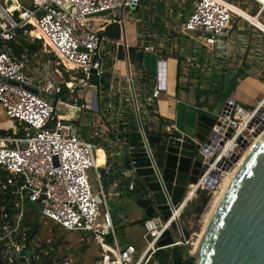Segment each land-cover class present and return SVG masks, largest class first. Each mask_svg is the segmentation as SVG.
<instances>
[{"label": "built area", "instance_id": "1", "mask_svg": "<svg viewBox=\"0 0 264 264\" xmlns=\"http://www.w3.org/2000/svg\"><path fill=\"white\" fill-rule=\"evenodd\" d=\"M30 1L31 5L26 6L20 0H0V107L5 117L20 124L22 131L19 136H0V167L9 173V182L17 184L12 191L16 196L15 207L19 209L16 222L27 199L38 207L40 217L67 231L81 232L96 242L100 251L94 264H148L155 251L186 242L187 239L183 240L186 229L181 221L184 209L191 201H186L187 192L191 189L196 195L199 190L212 189L211 185H215L226 172L223 169L226 163L231 162L234 166L245 151L241 153V150L264 132V97L251 108L243 107L230 96L225 99L207 136L209 144L199 151L202 172L195 183L188 185L182 198L173 204L156 163L154 144L149 141L148 136L154 132L144 127L146 120L128 66L125 78L136 122L132 132L139 135L138 141L155 171L170 211L167 218L154 214L144 219L141 236L146 245L135 257L137 249L134 244L122 242L115 230L107 206V194L101 183L102 173L95 163L94 143L82 138L75 125L63 120L56 105L60 98L56 96L61 86L67 84L60 80L62 72L59 67L67 71L81 70L83 78L80 81L84 84L93 76L104 75L106 67L99 54L103 40L111 41L115 49L123 45L126 60L125 44L121 40L124 37L123 12L125 8L139 6L141 0ZM240 2L245 8L229 0H196L191 13L181 24V32L196 34L202 42L214 44L219 40L215 36L228 35L233 18L247 21L231 8L232 5L247 14L251 12L246 8H254L252 16L264 23V0L237 1ZM106 10L110 13L97 15ZM113 22L120 27L118 38L98 32L100 24L107 26ZM21 39L29 46H23V52L16 53L10 42L21 45ZM34 41L50 56L52 67H47L31 53L38 50L31 47ZM143 49L153 50L149 46ZM116 60L120 59L116 56ZM159 62L158 76L151 90L152 99H157L165 88L164 61L159 59ZM113 68H117L116 62ZM78 118L82 119V116ZM92 134L100 136L98 130ZM154 134L162 135L165 140L197 141L194 135L188 136L172 123L166 124L164 134ZM229 141L232 149L228 154L225 144ZM234 155L239 156L236 161L232 160ZM89 169L95 171L97 190L90 186ZM213 170L219 175H213ZM128 171L130 178L126 187L133 191L136 187L134 169ZM173 222L175 229L171 228ZM2 228L10 235L17 230V225L10 229L4 223ZM167 230L170 233L164 236ZM165 237H170L172 242L159 245L158 242Z\"/></svg>", "mask_w": 264, "mask_h": 264}, {"label": "crops", "instance_id": "2", "mask_svg": "<svg viewBox=\"0 0 264 264\" xmlns=\"http://www.w3.org/2000/svg\"><path fill=\"white\" fill-rule=\"evenodd\" d=\"M195 1L141 0L136 8H125L124 37L121 40L125 44L126 60H116L117 49L111 41L103 40L99 54L106 67L104 75L99 78L93 76L86 84L80 78L75 84L66 80V90L62 92L61 89L56 96L60 98L56 105L63 120L75 125L82 138L94 143L96 164L110 190V196L114 194L122 197L126 192L134 195L136 191L127 189L129 180L125 184L121 182L129 177L124 157L136 123L125 78L128 66L143 115L163 127L160 131L148 129L154 133L164 134L166 124L172 123L188 136L194 135V125L199 113L194 107V99L190 97L192 92H176L177 82L194 88L190 79L195 78V85L203 87L204 83L216 76L237 74L230 97L247 105L256 104L264 97V77L260 75L263 69L260 55L264 46V24L243 12V16L252 24L248 21L237 22L235 29L228 32L227 40H218L208 45L196 34L181 32V24L191 13ZM232 7L238 9L233 5ZM105 28L100 24L98 32L105 33ZM144 46L155 51H145ZM146 55L155 57L153 69L147 65ZM159 59L164 61L162 71L165 88L157 99H152L151 90L158 76ZM114 62L117 63L115 69ZM178 72L181 74L179 78ZM241 74L244 75L240 76ZM77 99L81 100L83 107L76 103ZM78 116H82V119ZM1 117L10 126L3 127L0 121V130L5 132L0 136L22 134L19 123L8 119L4 113ZM94 130H98L100 136H94ZM142 211V217L129 220L115 211L112 216L115 230L116 227L119 229L121 219L124 224H131L147 218L144 210ZM141 224L143 226V222ZM119 239L125 242L120 236Z\"/></svg>", "mask_w": 264, "mask_h": 264}, {"label": "water", "instance_id": "3", "mask_svg": "<svg viewBox=\"0 0 264 264\" xmlns=\"http://www.w3.org/2000/svg\"><path fill=\"white\" fill-rule=\"evenodd\" d=\"M20 2L26 6L31 5L30 0ZM109 13L110 10H106L97 15ZM119 29L118 23L113 22L104 31L107 35L118 38ZM215 38L227 40L226 35ZM35 47L33 45L32 49ZM124 56V46L119 45L117 57L124 60ZM76 103L80 105L81 100L77 99ZM241 105L251 108V105ZM216 118L217 115L212 112L203 111L198 114L193 131L197 141L194 142H181L174 138L165 140L162 135L154 133L148 136L149 141L154 144L156 163L173 204L182 198L188 185L195 183L202 172V154L199 151L209 144L207 136ZM138 139V133L132 132L124 157L125 167L134 169L135 188L144 194L134 197L135 203L144 210L146 217L160 214L167 218L170 211L167 209L164 192ZM238 158L239 156L234 155L232 160L236 161ZM231 166L232 163L227 162L223 169L228 171ZM212 174L218 176L219 172L213 170ZM171 228L175 229L174 222ZM169 233L167 230L164 236ZM188 238V231L185 230L183 240ZM171 242L170 237H165L158 244ZM189 254L195 258L196 264H264V133L252 146L233 176L197 252L190 251ZM0 264H4L1 259Z\"/></svg>", "mask_w": 264, "mask_h": 264}, {"label": "rangeland", "instance_id": "4", "mask_svg": "<svg viewBox=\"0 0 264 264\" xmlns=\"http://www.w3.org/2000/svg\"><path fill=\"white\" fill-rule=\"evenodd\" d=\"M234 4H238L242 7L243 4L237 3V1H241V0H229ZM245 8V7H244ZM248 12H251L249 14H253L255 12V9L253 8L252 10L246 8ZM237 22H244V20H240V19H236L233 18V23H232V27L229 30V32L233 31L236 26ZM264 24V23H263ZM241 25V24H240ZM21 45L20 46V50L21 53L23 52V46H25V41H22L21 39ZM28 44V43H26ZM29 45V44H28ZM37 51H33L31 53H34L35 56L38 57V59L40 61H42L43 63H45V65L47 67H52V63H51V58L48 54H45L44 51H42V49L40 47L37 48ZM260 57H262V65H263V69L262 72H260V75H262L264 77V46H262V50H261V55ZM48 59V60H45ZM146 62L147 65L150 66L152 69L154 68L155 65V57L154 56H149L146 55ZM61 69L62 72V78L60 80L62 81H66V80H70L73 81V83H77V81H79V78H83V74L81 72V70L79 69H73V70H65L62 67H59ZM208 74V73H207ZM73 76H75V78H72ZM188 77V76H187ZM192 81L191 86H197L195 84H197L196 79L191 78L190 79ZM209 82V81H208ZM208 82L204 83L203 87H206ZM70 83V82H69ZM69 86H71V83L69 84ZM192 96L193 98V94H190V97ZM180 101L181 98L179 97ZM224 102H219L216 103L213 108L208 111L207 109H205V111L207 112H212L213 114H219L221 112V108L223 106ZM195 107V106H194ZM3 109L0 107V116H3ZM146 123H145V129H149V128H155L157 131H160L163 129V127L161 125H159L158 123H155L154 121H149L148 117L144 116ZM0 121L3 125V127H8L10 126L9 122H5L4 119L1 117ZM241 150V153L244 151ZM87 176L89 179V183L90 186L93 190H97L98 189V181L95 178V171L93 169H89L87 171ZM224 174H222L218 179L216 184L214 185V187L212 189H208V193L210 195V199L213 196V193L217 190V187L219 186L221 180H223L224 178ZM130 177H126L124 181L121 180V182H123L124 184L129 180ZM126 181V182H125ZM21 180L18 181V183H20ZM102 186L107 194V205H108V209L109 212L111 213V216H114V212H119L121 216H126L124 217L127 218V220H129L130 218H135L137 219L138 217H142L143 216V209L140 208L134 200V196H144V194H142L139 190L135 191V194L132 195L128 192H126L122 197L120 196H116L113 194L112 192V196L108 195V192H110V190L106 187L105 181L102 179L101 181ZM17 184H15L16 186ZM216 187V188H215ZM197 198V193L194 197H192L191 201L188 203L187 207L184 209V212L182 214V224L184 226V228L187 230H193L189 234V239L185 241H183L182 244H184L185 246H187L188 248V252L190 253V251L192 250L193 246L192 243L195 241V239L198 237L200 230H201V226H202V219H203V215L205 214L206 210H207V206L210 202V199L208 201V203L206 204L203 212L199 215L196 216V214L194 212H192V208H190V205L192 203L195 202ZM35 205V204H33ZM36 210H37V214L39 215L38 212V207L35 205ZM134 210V211H133ZM27 213V217L29 218H34L35 217V211L33 210V208H23L22 212H21V217L20 219L17 221V224L19 223V228L17 231L20 230V224L22 222V217L23 214ZM39 221V231L36 234L33 243L35 245H40L41 243H46L48 244V247L54 252L55 256H57L58 260L55 261L56 264H92V262L94 261V258L96 257V255L98 254V248L95 245V243L92 241V239L90 237H87V235L78 232V231H67L61 227H59L58 225L54 224L52 221H49L47 219H44L42 217L38 218ZM135 221V220H133ZM121 224H119L118 228L116 227L117 233L119 234V236L121 238L124 239L125 242H130L132 244H134V246L137 249V252L135 254V257L138 256V254L144 249L146 242L144 241V239L142 238V233L144 231L143 226L141 224V222H134L131 224H124L123 223V219H121ZM198 226V228L195 230L194 228ZM187 230V231H188ZM195 230V231H194ZM174 239H178L176 237H174ZM15 242H13L14 244ZM15 245V250L19 251L20 247L19 245ZM8 251H6L7 253ZM153 256V255H152ZM152 258V257H151Z\"/></svg>", "mask_w": 264, "mask_h": 264}, {"label": "trees", "instance_id": "5", "mask_svg": "<svg viewBox=\"0 0 264 264\" xmlns=\"http://www.w3.org/2000/svg\"><path fill=\"white\" fill-rule=\"evenodd\" d=\"M22 41L25 40L22 39ZM10 44L14 48L15 52L18 53L20 46L11 42ZM25 45L29 46L26 43ZM33 45H36L35 50H37V48L40 46V44L36 41L33 42L31 47ZM180 75L181 74L178 72L177 77L179 78ZM236 75L222 74L218 77L216 76L208 82L206 87L195 86L194 88H190L188 84L182 85L181 83L177 82L176 92H192L194 106L196 107L198 113L205 111L204 109L210 111L216 103H222L226 98L229 97L230 93L235 88L234 82L237 78ZM243 75L244 74H241L240 76ZM61 89L62 92L65 91L66 86L62 85ZM4 133L5 132L0 130V134ZM7 133L10 134L11 132L7 131ZM17 135L21 134L19 133ZM9 179V173L0 167L1 261L4 264H56L55 261H57L58 258L48 247V244L41 243L40 245H35L33 243V240L39 231V215L37 214L35 205H33L31 202H28L27 199L24 200V208H33L36 214L34 218H29L27 217V213L24 212L22 222L20 224V230L17 231L19 228V223L17 224L15 215L19 213V209L15 207L16 196L12 193L16 186L14 183H10ZM137 190L138 189H136V191ZM209 199L210 195L207 190H199L195 202L190 205L192 212H194L196 216H199L203 212ZM144 219L138 220V222H143ZM4 223H7L10 229L17 225V230L10 235L7 234L2 228ZM197 228L198 226H196L194 229L196 230ZM191 231L193 230H188L189 233ZM13 242H15L14 244L16 245H19V251L15 250V245ZM94 243L98 248V254L94 258L92 264H94L98 258L100 251L97 243ZM6 251L8 252L6 253ZM148 264H196V261L195 258L189 254L187 246L184 244H177L171 248H163L155 251Z\"/></svg>", "mask_w": 264, "mask_h": 264}, {"label": "bare ground", "instance_id": "6", "mask_svg": "<svg viewBox=\"0 0 264 264\" xmlns=\"http://www.w3.org/2000/svg\"><path fill=\"white\" fill-rule=\"evenodd\" d=\"M234 6V5H233ZM236 7V6H235ZM231 8L241 14L242 16L245 15L244 13H246L245 11L241 10H238V9H234L232 6ZM244 12V13H243ZM247 14V13H246ZM249 15V14H247ZM252 16V15H250ZM253 18H255L254 16H252ZM245 18V17H244ZM246 19V18H245ZM248 19H251V18H248ZM247 20V19H246ZM248 21V20H247ZM259 21V20H258ZM250 22V21H248ZM251 23V22H250ZM262 23V22H261ZM252 24V23H251ZM254 25V24H253ZM256 26V25H255ZM257 27V26H256ZM264 28V27H263ZM260 29V28H259ZM264 132H261L257 137L256 139L254 140V142L252 144H250L246 149H244L245 151L243 152V154L241 155V157L239 158V160L237 161V163L234 164V166H232L228 171H226L224 173V178L223 180H221L219 186L217 187V190L213 193V196L212 198L210 199V202L207 206V210L205 212V214L203 215V219H202V226H201V230H200V233L198 235V237L195 239V241L192 243V250L191 252L192 253H195L197 252L198 248L200 247V244L202 242V239H203V236L208 228V225L211 221V218L217 208V206L219 205V202L220 200L222 199L228 185L230 184L233 176L235 175L236 171L238 170L239 166L241 165V163L243 162L245 156L248 154V152L250 151V149L252 148V146L255 144V142L260 138V136L263 134ZM232 149V144L231 142H227L225 144V150H226V153H230V150ZM97 151V150H96ZM95 163H96V158H95ZM97 165V164H96ZM216 188V187H215ZM195 193H194V190H189L187 192V195H186V201L187 200H190L192 199V197H194Z\"/></svg>", "mask_w": 264, "mask_h": 264}]
</instances>
